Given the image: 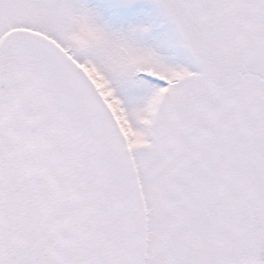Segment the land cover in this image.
<instances>
[{
    "label": "snow or ice",
    "instance_id": "1",
    "mask_svg": "<svg viewBox=\"0 0 264 264\" xmlns=\"http://www.w3.org/2000/svg\"><path fill=\"white\" fill-rule=\"evenodd\" d=\"M0 264H264V0H0Z\"/></svg>",
    "mask_w": 264,
    "mask_h": 264
}]
</instances>
